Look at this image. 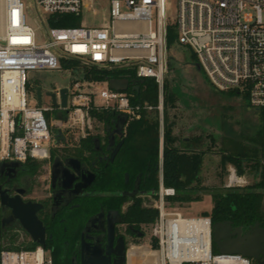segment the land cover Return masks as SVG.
Instances as JSON below:
<instances>
[{"label":"built area","instance_id":"2783aa9c","mask_svg":"<svg viewBox=\"0 0 264 264\" xmlns=\"http://www.w3.org/2000/svg\"><path fill=\"white\" fill-rule=\"evenodd\" d=\"M176 20L171 19L169 0H108L109 21L98 26H51L65 14L95 15L96 0H0V161L46 160L56 133L74 132L84 138L95 126L94 112L110 110L140 118L145 110H159L161 146L164 132L165 83L169 70V33L177 26L179 41L197 56L212 85L221 92L248 95L249 103L264 110V0H177ZM33 18L37 27L30 23ZM38 30L43 42H38ZM85 66L124 68L137 78H153L159 88L157 106L134 103L133 90H116L106 84L94 92L89 84L73 80L56 86L58 104L29 98L33 83L29 71L62 70L64 60ZM68 88L67 106H62V88ZM37 96V94H36ZM58 112L49 122L46 113ZM242 177L229 168L227 187ZM173 187L163 179L160 150L159 189L152 202L158 210L146 224L149 240L131 242L125 264H257L240 254L215 252L211 216L187 217L170 205ZM145 239V238H143ZM151 258L131 260L132 257ZM0 264H54L41 246L5 249Z\"/></svg>","mask_w":264,"mask_h":264},{"label":"flooded vegetation","instance_id":"af4514ba","mask_svg":"<svg viewBox=\"0 0 264 264\" xmlns=\"http://www.w3.org/2000/svg\"><path fill=\"white\" fill-rule=\"evenodd\" d=\"M133 79L139 80L138 85L142 82ZM118 120L116 112L104 121L95 119L94 128L84 138L64 133L55 139L50 157L40 166L33 165L36 160L0 161V254L5 249L36 245L49 255L60 249L70 264H80L83 249L98 246L106 253L109 238L114 237L115 244L122 238L126 253L129 243L145 238L146 224L130 222L128 213L138 200L152 206L158 190L146 187L151 172L132 167L126 149L129 120L124 125ZM84 139H89L88 145ZM72 159L78 162L72 164ZM158 167L160 170V161ZM89 179V185L82 188ZM2 191L17 204L31 201L42 205L36 217L45 229V245L37 243L13 209L2 204ZM248 250L258 256L251 258L253 262L264 261V245L260 251Z\"/></svg>","mask_w":264,"mask_h":264},{"label":"rangeland","instance_id":"374dc122","mask_svg":"<svg viewBox=\"0 0 264 264\" xmlns=\"http://www.w3.org/2000/svg\"><path fill=\"white\" fill-rule=\"evenodd\" d=\"M23 1L26 5L32 3V0ZM169 1L171 19L176 20L175 16L178 1ZM108 4V0H96L95 9L98 11L96 15L88 10H84L81 16L69 14L73 19V23L70 25L53 24L52 15L50 13H44V16L51 26L76 27L80 25L91 26L93 24L103 26L107 25L109 21ZM30 23L34 27H37L33 18H30ZM43 40L44 36L42 31L38 30V42L41 43ZM169 54L170 61L167 81L169 82L171 93H174L176 96V106L171 107V103L169 105L170 121H175L173 133L177 135L180 140L181 138L202 136L205 145L204 148L207 149L210 147L209 152L204 155V165L200 173L201 183H199L198 186H201L199 192L203 193L201 199L183 202V204L180 205L173 202L172 205L179 209L184 216L198 217L211 214L213 208L211 192H213V190L242 189L259 180V176H256L255 170L248 168L246 173L240 175L242 179H240L236 185L227 187L229 183V168L233 165L228 164L226 170H222L220 164L221 142L222 139H225L229 148L243 143L255 149L259 145L257 134L262 119L261 114L264 110H257L252 107L249 103V97L245 93L238 92L234 94L221 92L216 89L212 85L206 72L203 69L199 70L197 68V56L188 46L179 41L177 26L171 27ZM193 54L194 57L192 56ZM62 66V70H35L28 72V77L33 83L29 92L31 103L36 102L37 86L42 87L45 95L44 100L50 103L51 98L45 94L46 91L56 86H69L73 80L86 82L94 92H97L106 84L105 81L87 78V74H89L91 70L89 66L82 65L79 62L69 64L63 63ZM130 71L135 72L134 70ZM58 117V112L56 110L46 113V118L49 122H54ZM213 138L215 139V143L212 141ZM161 149L164 150V134L163 146L160 145V150ZM263 166L264 160H261V169H263ZM204 187L206 188L204 189ZM171 199V197H168L167 201L169 202ZM150 237L151 234L147 231L145 239L141 241L144 242L149 240ZM129 246L130 243L128 247ZM217 251L218 249L215 250V252ZM142 259L148 261L151 258L145 256V258Z\"/></svg>","mask_w":264,"mask_h":264},{"label":"trees","instance_id":"16d2710c","mask_svg":"<svg viewBox=\"0 0 264 264\" xmlns=\"http://www.w3.org/2000/svg\"><path fill=\"white\" fill-rule=\"evenodd\" d=\"M70 17V18H69ZM73 19L69 14L55 17L53 24H72ZM168 41H171V31ZM194 57V54L192 55ZM78 62L75 59L64 60V64ZM132 69L124 68H99L91 66L87 78L98 81H106L109 77H125L131 79L136 77ZM165 106H164V150H163V179L166 187H173L176 190L175 196H171L170 205L183 202L200 200L203 193L199 192L201 186L200 173L204 165V155L209 152L210 147L204 148L202 136L180 138L173 133L175 121H170L169 105L176 106V96L171 93L169 82L165 83ZM228 93H238L229 91ZM134 103H148L157 106L159 102V88L153 78H144L138 92L132 97ZM113 111L104 110L94 112L93 116L98 121L108 119ZM258 131L259 145L252 149L243 143L232 148L227 146L225 139L221 142V168L226 170L228 164L236 167L239 175L246 173L248 168L255 170L259 180L250 186L242 189L213 190V208L211 216L213 223L231 220L234 225L250 227L260 222L264 227V166L260 167L261 160H264V111ZM160 115L159 110L143 111L140 118H132L128 122L127 151L130 155L131 165L138 171L151 172L146 187L154 186L159 188V161H160ZM89 139L83 143L88 145ZM213 142L215 139L213 138ZM215 143V142H214ZM33 165L40 166L44 160H36ZM261 169V170H260ZM206 187H204L205 189ZM158 216V210L152 206H145L142 200H138L131 207L128 218L130 222L138 224H150ZM31 247L29 249L35 248ZM214 250L217 247L214 245ZM218 252V251H217ZM54 264H70L67 258L62 256L61 250L57 249L51 254Z\"/></svg>","mask_w":264,"mask_h":264},{"label":"water","instance_id":"95a60500","mask_svg":"<svg viewBox=\"0 0 264 264\" xmlns=\"http://www.w3.org/2000/svg\"><path fill=\"white\" fill-rule=\"evenodd\" d=\"M196 66L199 70L202 69L199 62L196 63ZM107 80L109 86L116 90H128L133 84H135V86L132 87L133 91L138 92L140 89V85L137 84L139 80L131 79L129 76L109 77L107 78ZM141 81L143 82V79ZM61 93V104L63 107H66L68 99V88H62ZM36 94L39 103H41L43 95V89L41 86H37ZM45 94L52 97L55 105H59L55 93L46 91ZM118 119V121L122 125H124L129 120V116L125 113H119ZM58 137H63L62 130H58V132L56 133V138ZM74 162H78V160L72 159L71 163L74 164ZM92 179L93 178H91V180ZM91 180L89 179L85 183H82V188H86ZM1 196L2 204L13 209V211L21 219L24 228H26V230L34 236L37 243L45 245V229L43 228L42 223L36 217V212L39 208L42 207V205L40 203L31 201L26 203L19 202L17 204L15 199L10 198L4 191L1 192ZM18 197L20 198V196ZM27 214L30 215V217L27 216ZM212 228L213 241L220 253L240 254L249 258H258L257 255H254L248 249H255L260 251L261 247L264 245V227L261 226L260 222H256L255 225L248 227V230L246 232H244V226L241 225L234 227L232 221H219L213 223ZM38 235L41 239L37 238ZM113 238H109L108 243L106 244V253H104V249L102 250L98 246H95L93 250L83 249L80 264H125L127 260L125 243L123 242L122 238H120L115 244ZM112 255H115V257L113 258ZM259 264H264V261L259 262Z\"/></svg>","mask_w":264,"mask_h":264},{"label":"bare ground","instance_id":"6f19581e","mask_svg":"<svg viewBox=\"0 0 264 264\" xmlns=\"http://www.w3.org/2000/svg\"><path fill=\"white\" fill-rule=\"evenodd\" d=\"M131 260H142V261H144V259H142L141 257L140 258H138V259H134V258H132Z\"/></svg>","mask_w":264,"mask_h":264},{"label":"crops","instance_id":"0c3cea01","mask_svg":"<svg viewBox=\"0 0 264 264\" xmlns=\"http://www.w3.org/2000/svg\"><path fill=\"white\" fill-rule=\"evenodd\" d=\"M132 258H134V259H138V258H140V257H132Z\"/></svg>","mask_w":264,"mask_h":264}]
</instances>
